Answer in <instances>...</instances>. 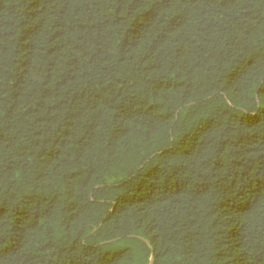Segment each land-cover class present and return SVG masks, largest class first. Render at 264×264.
I'll return each mask as SVG.
<instances>
[{
  "label": "trees",
  "instance_id": "obj_1",
  "mask_svg": "<svg viewBox=\"0 0 264 264\" xmlns=\"http://www.w3.org/2000/svg\"><path fill=\"white\" fill-rule=\"evenodd\" d=\"M151 248L264 264V0H0V264Z\"/></svg>",
  "mask_w": 264,
  "mask_h": 264
},
{
  "label": "water",
  "instance_id": "obj_2",
  "mask_svg": "<svg viewBox=\"0 0 264 264\" xmlns=\"http://www.w3.org/2000/svg\"><path fill=\"white\" fill-rule=\"evenodd\" d=\"M95 231V230H94ZM93 231V232H94ZM104 243H107V242H104ZM153 260H154V252L151 248V255H150V258H149V263L148 264H153Z\"/></svg>",
  "mask_w": 264,
  "mask_h": 264
},
{
  "label": "rangeland",
  "instance_id": "obj_3",
  "mask_svg": "<svg viewBox=\"0 0 264 264\" xmlns=\"http://www.w3.org/2000/svg\"><path fill=\"white\" fill-rule=\"evenodd\" d=\"M126 245V242H122L120 245L117 246V248H124Z\"/></svg>",
  "mask_w": 264,
  "mask_h": 264
}]
</instances>
